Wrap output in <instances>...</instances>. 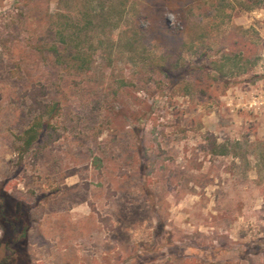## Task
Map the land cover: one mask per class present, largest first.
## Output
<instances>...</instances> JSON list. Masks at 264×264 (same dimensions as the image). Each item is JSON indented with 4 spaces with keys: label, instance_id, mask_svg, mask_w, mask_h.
Segmentation results:
<instances>
[{
    "label": "rangeland",
    "instance_id": "obj_1",
    "mask_svg": "<svg viewBox=\"0 0 264 264\" xmlns=\"http://www.w3.org/2000/svg\"><path fill=\"white\" fill-rule=\"evenodd\" d=\"M67 6L0 0V189L27 253L10 264H264V5L154 0L148 55L117 32L87 72L56 41ZM33 96L59 105L60 136L24 152Z\"/></svg>",
    "mask_w": 264,
    "mask_h": 264
},
{
    "label": "trees",
    "instance_id": "obj_2",
    "mask_svg": "<svg viewBox=\"0 0 264 264\" xmlns=\"http://www.w3.org/2000/svg\"><path fill=\"white\" fill-rule=\"evenodd\" d=\"M67 3L65 12H59L52 16L57 26L55 31L56 41L64 46L65 50L73 52L72 60L78 61L79 71H89L90 63L94 59L96 51L102 45L112 42L111 37L117 32L119 37L126 35L125 48L134 54L145 55L150 52L146 49L148 44L144 40L152 36V29L144 31L140 27V21L149 18L154 0H62ZM95 1H97L95 3ZM165 6L174 8L185 17V11L191 10L202 3L208 4L211 11L215 13V17H225L231 10H242L251 12L261 8L264 0H162ZM131 16V17H130ZM143 40V41H142ZM95 42L99 44L95 47ZM141 44L140 48H145L140 53L137 51V44ZM144 44V45H143ZM146 45V46H145ZM54 53H59L56 44L51 49ZM145 51V52H144ZM149 60L156 62V67L165 72L172 82V85L178 88V92L182 96L188 93L187 85L180 77L169 74L164 56H156L149 54ZM147 59V60H148ZM182 79V80H181ZM33 99V109L38 112L33 123L24 132L23 151L27 152L37 146L38 150L46 148L59 138V134L53 127L51 120L59 113L60 108L56 103H44L39 101L36 96ZM46 118L48 120H46ZM210 150L212 154L226 155L227 151L218 147L215 140H210ZM220 148V151L217 150ZM4 195L0 189V219L10 226L12 236L7 243L0 247V264L14 263V256L17 254L15 249H24V233L23 227L19 228L17 220L11 219L7 214V209L3 201ZM21 234V237H19ZM23 242H22V241ZM4 254V255H3ZM27 254V253H26ZM17 257V256H16Z\"/></svg>",
    "mask_w": 264,
    "mask_h": 264
},
{
    "label": "crops",
    "instance_id": "obj_3",
    "mask_svg": "<svg viewBox=\"0 0 264 264\" xmlns=\"http://www.w3.org/2000/svg\"><path fill=\"white\" fill-rule=\"evenodd\" d=\"M77 251V249L75 250V252ZM40 261H43V260H36V262H40Z\"/></svg>",
    "mask_w": 264,
    "mask_h": 264
}]
</instances>
